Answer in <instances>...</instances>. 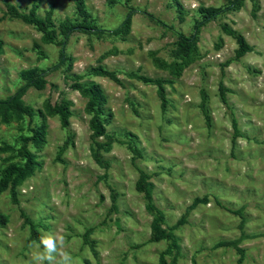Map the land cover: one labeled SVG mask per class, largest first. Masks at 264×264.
I'll list each match as a JSON object with an SVG mask.
<instances>
[{"label":"rangeland","instance_id":"1","mask_svg":"<svg viewBox=\"0 0 264 264\" xmlns=\"http://www.w3.org/2000/svg\"><path fill=\"white\" fill-rule=\"evenodd\" d=\"M231 1L84 0L98 28L116 32H72L58 64L62 36L42 41L5 4L48 16L58 31L63 20H80L74 0H0V99L24 83V70L53 68L42 87L21 95L32 119L10 109L7 118L0 114V174L22 163L16 150L30 128L44 126L42 143L28 144L33 172L0 191V264H33L42 235L62 236L74 264H159L160 256L166 264H264V0ZM128 6L131 21L120 31ZM210 9L219 12L200 26L184 63L174 31L190 36ZM224 25L250 50L236 57ZM76 80L103 95L105 134L96 140L110 142L101 147ZM54 103L68 106V125L45 108ZM140 170L150 202L135 186ZM195 198L206 201L187 212ZM153 209L177 250L151 239ZM232 240L241 251L225 243Z\"/></svg>","mask_w":264,"mask_h":264},{"label":"trees","instance_id":"2","mask_svg":"<svg viewBox=\"0 0 264 264\" xmlns=\"http://www.w3.org/2000/svg\"><path fill=\"white\" fill-rule=\"evenodd\" d=\"M130 0H126V3ZM241 1L240 0H232L230 2V6H236ZM76 11L80 17V20L74 22L70 19H65L58 25V31L55 28V26L50 22L49 17L41 19L38 18L35 15L34 10H30L28 13H21L19 12L12 4L6 3V8L9 14H11L14 17H17L21 19L23 22L33 25L37 31L41 33V40L47 43L55 42L57 39V34L59 33L62 36L61 41H57L56 43L59 45V62L58 64H63L66 61V55H65V45L67 41L69 40V36L74 31H79L85 34H101V33H115L116 31H107L98 28L96 23L90 19V15L87 12L84 0H74ZM129 11L126 14L124 25L120 28V31H123L124 27L128 25L131 21L132 16V10L133 8L128 6ZM218 10H205L204 12V18L201 21H198L195 23L193 32L190 36H186L185 34L181 32L174 31L176 35V46L177 50L180 54V58L184 63H187L189 60V56H191L192 50L195 46V38L196 34L198 33V30L200 26H202L206 21L209 19L215 17V15L218 13ZM222 29L224 33L231 35L234 37L235 41L237 42V50H236V57H240L243 54H245L247 51L250 50V46L246 43L244 38L240 35L235 34L229 27L222 26ZM176 67H179V64H174ZM53 68H48L46 70L44 69H38V68H30L27 70H24L21 73V77L24 81V83L19 86L14 94L11 96L0 99V114L3 115L4 111L10 109L11 111L15 112H21L25 113L29 116L30 119H32V110L30 108H26L22 105V102L20 100L21 95L25 93V91L29 87H35L40 88L45 83V76L48 74V72L52 71ZM98 75H105L108 76L111 79H115L114 73L110 71L103 70L101 68H98L94 71ZM142 80H145L143 77H139ZM158 85V91L157 94L160 96L162 103H165V95L164 90L160 83ZM75 90H77L80 95L86 98V110L88 114L90 115L89 118V128L91 130V137L95 141V144L97 147H101L104 144L110 142V140H107L106 143H99L96 139L102 137L105 134L104 125L101 121V110H100V104L103 98V95L101 94L100 89L93 85L89 87L83 86L80 82L77 80L72 85ZM219 92L220 97L222 100L225 99V88L222 84L219 85ZM47 111L52 114H57L60 118L61 124L63 126L68 125V117L70 115V111L68 110V106L66 104H59L54 103L53 105H47L45 106ZM7 114L5 113L3 115V118H7ZM235 122L233 121V128H234V134L237 135V130L235 128ZM44 136V126L41 124L40 126H33L30 128V135L27 137H24L22 139L21 145L16 150L17 154L23 159L22 163L16 164V163H10L8 164L0 174V191L6 189L8 185H10L11 189H13L16 185H18L21 181H23L29 174H31L35 168L36 160L35 155L29 151L28 144L31 143L34 146H39L43 141ZM131 151L135 154H137L136 150L131 148ZM95 158L97 161L104 167L107 168L108 164L102 160L99 159L97 155H95ZM146 174L143 171H139V176L136 181V189L140 192H143L146 196L148 202L151 200V194L150 189L148 186V183L146 181ZM205 198H195L192 203L188 206L187 212L191 209H193L198 203L205 202ZM155 213V217L151 224V239L158 241L161 239H165L168 244L167 251L174 249L177 250L178 247L174 241L171 240L170 233L166 232V230L163 227L164 223V217L161 211L153 209ZM236 213H239V211H236ZM185 219V216H183L179 223H183ZM25 220L30 223V221L25 218ZM241 221V226H242ZM31 238L38 239L39 236L35 230H32L31 232ZM171 240V241H170ZM226 244L233 245L237 251H241V249L238 247V240H232L225 242ZM159 264H166L165 259L163 256H160L159 258Z\"/></svg>","mask_w":264,"mask_h":264},{"label":"clouds","instance_id":"3","mask_svg":"<svg viewBox=\"0 0 264 264\" xmlns=\"http://www.w3.org/2000/svg\"><path fill=\"white\" fill-rule=\"evenodd\" d=\"M37 250L32 254L33 264H74L72 255L63 248V237L42 235L36 244Z\"/></svg>","mask_w":264,"mask_h":264}]
</instances>
